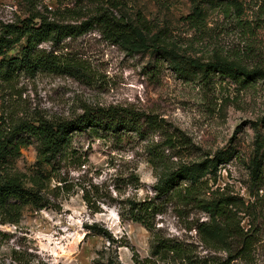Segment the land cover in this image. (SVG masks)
<instances>
[{"label":"rangeland","instance_id":"obj_1","mask_svg":"<svg viewBox=\"0 0 264 264\" xmlns=\"http://www.w3.org/2000/svg\"><path fill=\"white\" fill-rule=\"evenodd\" d=\"M113 8L116 16L142 20L152 35L162 38L181 56L201 61L216 55L240 62L249 69H264V7L262 0H124ZM196 3L207 12L206 20L194 27L186 18ZM229 7V13L222 9ZM235 4L241 5L238 19ZM75 8L69 0H0V25L27 18L31 10L46 13ZM91 14L92 5H84ZM61 19L64 14L59 13ZM242 20V22H239ZM43 48L51 50V43ZM18 48L12 54L18 53ZM72 64L69 73L38 72L22 75L10 84L0 83V117L10 122L44 116L69 119L83 106L132 108L157 115L167 131L141 139L135 134L108 135L76 133L74 146L86 155L81 168L75 164L69 179L78 183L71 193L48 209L26 207L18 225L0 222V261L17 254L28 264H173L152 256L153 235L142 225L121 217L126 199L154 197L159 172L149 163L156 150L166 166L213 158L230 149L234 158L220 166L216 181L207 193L225 191L246 203L250 195L249 163L253 155L255 128L264 118V80L243 84L215 77L209 83L189 64L184 72L159 55L132 54L107 40L99 28L78 38L66 39L54 49ZM174 140L175 147L167 148ZM38 144L23 149L14 171L27 172L37 160ZM140 176L138 186L130 183L132 173ZM138 188V189H136ZM86 194L98 211L90 209ZM162 214L154 219L163 236L184 242L194 250V259L207 258L223 264L224 252L207 251L195 231L198 221H207L194 201H185L175 190L156 200ZM256 213L245 215L242 225L259 231L255 253L249 264H264V183L255 204ZM244 214H242L243 216ZM1 221V218H0ZM108 232L115 242L109 240ZM210 262V263H211ZM234 264H245L242 262Z\"/></svg>","mask_w":264,"mask_h":264},{"label":"trees","instance_id":"obj_2","mask_svg":"<svg viewBox=\"0 0 264 264\" xmlns=\"http://www.w3.org/2000/svg\"><path fill=\"white\" fill-rule=\"evenodd\" d=\"M69 1L75 2V8L66 7L56 11L46 8V13L31 10L27 18L0 25L1 84H10L22 75L35 76L38 72L59 75L69 73L72 64L57 55L54 49L66 39L78 38L94 28H99L107 40L127 52H151L159 55L175 64L177 71L184 72L181 65L187 63L201 75L205 83L217 76L243 84L264 80L263 68L249 69L240 62L223 56L216 55L207 62L181 56L173 48H169L162 33L150 37L152 32L144 21H135L125 14L116 16L113 8L123 6L124 0ZM262 2L264 7V0ZM85 4L93 6L91 14L85 12ZM222 7L225 13H229L227 5L223 4ZM235 10L238 19H241V5L235 4ZM59 13L65 17L61 19L58 17ZM206 14L205 8L196 3L186 20L198 27L205 22ZM45 43H51L52 49L43 48ZM17 48L18 53L12 54ZM262 125L264 127V118L259 126ZM166 126V121L157 115L121 106H83L81 114L69 119L38 116L31 120L10 122L7 118L0 117V222L18 225L24 208L31 207L37 211L51 208L78 185L73 179H69L70 169L74 167L76 170L75 164L80 168L84 166L86 158L83 161V157L86 155L74 146L76 133L104 132L114 136L127 133L146 139L150 134L167 131ZM33 142L38 144L34 166L25 173L14 171L13 165L21 156L22 150ZM174 147V140L171 139L166 149ZM233 158L234 154L227 149L213 158L181 164L172 169L166 166L162 154L156 150L152 152L149 163L155 171H161L158 182L153 187L154 197H146L144 200L129 198L120 204L122 218L142 225L153 235V257L173 264L215 263L207 258L194 259V250L190 246L163 236L161 230L155 227L154 219L162 214L156 200L166 198L178 190L183 200L194 201L209 217L207 221H198L194 228L203 248L214 253H226L227 259L223 264H249L255 253L259 231L252 226L247 230L242 223L245 215L251 216L254 213L255 216V204L264 183V129L261 131L258 126L255 128L254 150L249 163L250 195L255 200L246 203L238 196L219 190L213 191L210 197H201L203 193H207L210 182L216 181L220 166L228 164ZM130 179V183L137 187L140 176L134 172ZM83 199L90 209L98 211L86 192ZM105 234L110 241L115 242L108 232ZM134 259L135 264H140L137 254ZM0 264L28 263L16 254L11 261H0Z\"/></svg>","mask_w":264,"mask_h":264}]
</instances>
